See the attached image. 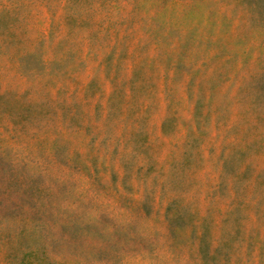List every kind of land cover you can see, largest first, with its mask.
Listing matches in <instances>:
<instances>
[{
    "label": "rangeland",
    "instance_id": "obj_1",
    "mask_svg": "<svg viewBox=\"0 0 264 264\" xmlns=\"http://www.w3.org/2000/svg\"><path fill=\"white\" fill-rule=\"evenodd\" d=\"M0 264H264V0H0Z\"/></svg>",
    "mask_w": 264,
    "mask_h": 264
}]
</instances>
